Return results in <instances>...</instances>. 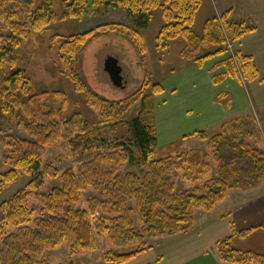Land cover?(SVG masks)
Returning <instances> with one entry per match:
<instances>
[{
    "label": "trees",
    "instance_id": "obj_1",
    "mask_svg": "<svg viewBox=\"0 0 264 264\" xmlns=\"http://www.w3.org/2000/svg\"><path fill=\"white\" fill-rule=\"evenodd\" d=\"M56 2L0 0V75L5 77L0 84V116L10 115L19 121V127L29 137L20 139L0 132V153L9 150L3 163L11 168L1 175V182L14 181L18 171L33 177L23 190L0 205V264H48L43 254L63 245L68 246L72 257L97 252L104 237L113 250L100 255L102 262L127 264L152 249L147 241L190 233L195 227L196 211L209 213L227 199L230 191L248 190L264 180V151L252 145L254 139L259 140L258 118L236 119L212 137L206 132L194 133L191 137L207 142L205 150L157 159L158 139L153 122L141 116L126 118L138 100L144 99L145 88L124 100H109L88 89L74 68L88 38L105 33L130 41L143 57L142 31L149 28L158 9L164 26L157 43L167 45L171 40L182 39L185 46L181 59L199 67L227 52L221 22L237 46L256 27L243 21L229 22L232 13L228 11L205 21L203 36H199L194 28L202 6H210L205 0H63V19L81 21L105 15L109 9H122L129 22L128 26L110 23L72 35L60 45L62 74L84 95L85 104L94 111L99 125L112 130L127 128L126 136L112 143L102 141L97 145V138L94 144H87L90 124L83 113L64 122L59 120L53 101H60V111H64L68 105L66 94L35 93L26 71L15 69L14 56L22 43L43 33L55 21ZM236 55L238 65L228 55L219 66H225L245 86L256 81L260 73L253 58L240 54L237 47ZM219 80V75L214 77L215 84ZM156 88L163 91L160 86ZM217 103L230 110L231 96L222 93ZM83 138L84 151L98 154L62 174L53 165L44 166L49 149L66 143L70 152H76ZM124 165L138 166L140 171L122 175ZM46 178H59L60 187L49 194L42 193ZM179 178L190 184V191L177 192ZM88 190L94 191L95 197L81 209L83 193ZM31 202L40 205L39 217ZM255 231L233 228L231 236L217 245L220 260L225 264H264V255L236 246Z\"/></svg>",
    "mask_w": 264,
    "mask_h": 264
},
{
    "label": "rangeland",
    "instance_id": "obj_2",
    "mask_svg": "<svg viewBox=\"0 0 264 264\" xmlns=\"http://www.w3.org/2000/svg\"><path fill=\"white\" fill-rule=\"evenodd\" d=\"M62 1L57 0L56 2L54 8L56 14L55 21L43 33L32 35L22 43L21 49L14 56L16 62L15 69L26 71L35 93L40 91H60L66 94L68 105L64 111H60V101H53L54 107L59 112V120L60 122H64L76 113H83L90 124V139L87 144H94L97 138L100 139V142H96L97 145L101 144L102 141L112 143L118 138L125 137L127 128L112 130L111 128H104L102 125H99L96 114L85 104L84 95L81 92H77L73 82L62 74L59 48L66 38L72 35L96 30V28L110 23L128 26L129 22L126 13L122 9H109L105 15L89 16L81 21L63 19ZM261 1L263 3L262 6H260ZM205 2L209 3V9L206 5L202 6L194 28L199 36H203L202 28L205 21L213 18L212 16L223 15L219 11L220 8L222 11L231 9V17L245 20L246 24L259 25V22L263 23L264 0H205ZM212 5L216 8L218 7L216 13H214ZM163 26L162 13L158 9L154 12L149 28L142 31L143 57L139 54L138 47H135L130 41L115 33H105L94 38L92 36L91 38L89 37L74 63L76 72L87 88L109 100L121 101L139 89L145 88L144 99L138 100L126 118L132 119L136 116H141L145 120L149 119L153 122L158 139V147L155 151L157 159L165 158L166 156H177L178 154L188 153L192 150H203L204 147H207V142L200 141L197 137L192 138L191 133L206 132L209 137H212L220 134L224 125L236 120V118H233V120L220 127H206L211 122L204 124L197 122L195 124V121H198L200 118V111H204V118L210 121L212 115H210L209 111L222 107L221 104L217 103V97L214 99V103L219 106L211 108L208 105L209 97L216 94L219 90L218 86L220 87L221 85L210 87L208 84L209 75H206L203 66L199 67L193 61L186 62L181 59L180 52L185 46V42L182 39L171 40L167 45L157 43V37ZM229 39L233 42L231 36H229ZM225 40L227 48L226 37ZM233 43L235 44V42ZM235 46L237 47L236 44ZM111 55L118 57L119 63L124 69L125 85L113 83L109 74L105 71L106 61ZM190 72L194 75L192 76ZM204 78L206 79V83L203 82L205 80H202ZM4 79V75L1 74L0 84ZM200 82L205 84V86ZM145 84L148 85L147 88ZM155 86H160L163 91L158 92ZM247 86H249L248 83L245 87ZM204 89L207 95L199 97V92L204 91ZM165 90L167 91L165 92ZM171 90H175L176 92L173 93ZM243 108H247L246 112H244L245 117L258 118L260 121V129H257L259 140L254 139L252 145L256 149L264 151V119L261 121L256 112L252 115L253 110L250 97L245 90L239 99L238 110H242ZM185 116H189L194 123L185 124V120L183 119ZM186 129L189 133H184ZM1 131H5L7 134L20 139L29 138L26 131L19 127V121L13 119L10 115L0 116ZM84 141L85 138L81 139L79 144ZM84 143L81 146L77 145L78 150L76 152H70L66 143L49 149L43 161L44 166L53 165L61 174L68 169L77 168L98 154L97 151L91 150H85V152L83 149ZM8 153V149H3L0 153V182L3 180L1 175L11 170L9 166L3 163V157ZM137 167H127L124 165L121 174L125 175L129 172L138 173L140 170ZM32 178V175L18 171V177L14 181L7 184L1 182L3 187L2 192H0V205L10 200L20 190H23ZM43 182L41 192L44 194H49L54 188L61 185L59 178H46ZM258 187L262 188L261 193L264 194V180ZM176 190L178 193H184L190 191L191 186L179 178L176 182ZM93 197H95V193L92 190L83 193L80 208H86V202ZM31 207L35 210L36 216L39 217L40 205L36 202H31ZM199 221H201L200 217H198L196 231L192 234H179L173 237L162 236L149 240L147 243L155 249L154 251H158L165 258L163 264H167L172 261V258L169 259V251L179 243L177 241L193 240L194 237L204 238L206 239L205 243L199 246L193 245L191 251L194 249L195 251L191 256L190 264H204V262L206 264H215L213 257L218 251L217 243L225 240L229 235L217 236L218 232H213L212 230L208 231L210 234L204 233V226L207 224ZM196 232L201 234H194ZM242 244L243 247H241L238 241L236 246L246 251H254L264 255V232L258 230L245 239ZM181 246L182 244H179L178 247ZM190 247H187V244L183 243L182 248L188 249ZM112 250L113 248L109 245L107 238L104 237L97 252H87L72 257L68 246L63 245L58 249L46 251L43 254V260L48 264H96L102 262L100 258L101 254L109 253ZM102 263L104 264V262Z\"/></svg>",
    "mask_w": 264,
    "mask_h": 264
},
{
    "label": "crops",
    "instance_id": "obj_3",
    "mask_svg": "<svg viewBox=\"0 0 264 264\" xmlns=\"http://www.w3.org/2000/svg\"><path fill=\"white\" fill-rule=\"evenodd\" d=\"M262 4L263 3L261 1L260 6H262ZM212 8L214 13L218 11L217 10L218 7L216 8L212 5ZM219 11L222 13L223 12L226 13L228 11H231V9L230 10L226 9V11L225 10L222 11V9L220 8ZM231 15L230 17H228L229 22L243 21L246 23L245 20L231 17ZM262 22L263 23L259 22L260 23L259 25L247 23L246 24L247 26H254L256 27V30L252 34L245 35L240 41H238V46H237L240 54H242L243 56H249L253 58L257 70L260 73V77L253 83L249 84V86L245 87L237 78L231 76L228 73V70L225 66H219L221 63H224L228 59V54L226 52L222 55L216 56L211 60L207 61L203 65V68H205L206 75L207 74L209 75L208 84L210 85V87L215 85L217 86L221 85L220 87L218 86L219 88L218 92H216V94H214L213 96L209 97L208 99L209 107L212 108L213 106L216 107L219 106L214 103V99L222 93H227L231 96V104L233 102V106L231 105L232 108L229 111H226L223 108V106L217 107V109H214L213 111H209L210 115H212V119L210 121L204 118L205 112L200 111L199 112L200 118L198 121H195V124L197 122H200L201 124L211 122V124H208L206 127L208 126L220 127L223 124L233 120V118L239 119L245 117L244 112H246L247 108L238 110L239 99L243 95L244 90L247 92V94L250 97V102L253 110L252 115H254L256 112L257 113L256 115H258L261 121L262 119H264V20ZM184 66L186 67V65ZM190 73L192 74V76L194 75L192 72ZM218 75L220 76V80L217 81L215 84L214 77ZM202 80H205L203 82L206 83L205 78ZM201 84L205 86V84L203 83ZM244 87L247 89H245ZM166 91L167 90H165V92ZM171 91L173 93L176 92L175 90H171ZM202 95H207L205 89L204 91L199 92V97ZM183 119L185 120L184 122L185 124H189L190 122L194 123L189 116H185ZM184 133H189V131L186 129L184 130ZM205 148L206 147H204L203 150H205ZM258 186H255L248 190L230 191L227 196V199L223 203L218 204L216 208L209 213L203 211H196L195 227L194 230L190 232V234L196 231L198 217L201 218V221L199 222L207 224L204 226V231H205L204 233L207 232V234H210L208 231L212 230L213 232H218L217 236L229 235L228 237H230L233 232V228H235L238 231L256 229L255 232H257L258 230L264 232V194L261 193L263 187L261 186L262 188L260 189V187ZM194 234L200 235L201 233L196 232ZM228 237H226V239ZM205 240L206 239L204 238L194 237L193 240L190 239V240L177 241L179 243H177L175 247L169 251V259L172 258V261L168 262L167 264H190L191 256L195 251V249L191 251L193 249V245L199 246L205 243L206 242ZM244 240L245 239L239 241L241 247H243L242 242ZM183 243H186L187 247L188 246L191 247L188 249H184L182 248ZM179 244H182V246L178 247ZM154 250L155 249L152 248L148 252L140 255L135 260L127 264H163L165 262V258L162 255H160L158 251H154ZM213 259L215 264H225L220 260L218 251L213 257ZM96 264H103V263L99 262ZM204 264L206 263L204 262Z\"/></svg>",
    "mask_w": 264,
    "mask_h": 264
},
{
    "label": "water",
    "instance_id": "obj_4",
    "mask_svg": "<svg viewBox=\"0 0 264 264\" xmlns=\"http://www.w3.org/2000/svg\"><path fill=\"white\" fill-rule=\"evenodd\" d=\"M105 71L109 74L115 84L125 85L124 69L119 63L118 57L111 55L105 64Z\"/></svg>",
    "mask_w": 264,
    "mask_h": 264
},
{
    "label": "built area",
    "instance_id": "obj_5",
    "mask_svg": "<svg viewBox=\"0 0 264 264\" xmlns=\"http://www.w3.org/2000/svg\"><path fill=\"white\" fill-rule=\"evenodd\" d=\"M221 25L223 27V31H224V34H225V37L227 39V52L228 54L232 57L233 61H235V63L238 65V59H237V55H236V46L235 44L229 39V36H228V32L227 30L224 28L223 26V23L221 22ZM238 70L240 71V68L237 66Z\"/></svg>",
    "mask_w": 264,
    "mask_h": 264
}]
</instances>
